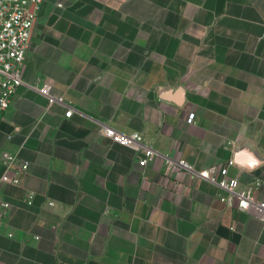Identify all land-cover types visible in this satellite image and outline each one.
Segmentation results:
<instances>
[{
    "label": "crops",
    "instance_id": "1",
    "mask_svg": "<svg viewBox=\"0 0 264 264\" xmlns=\"http://www.w3.org/2000/svg\"><path fill=\"white\" fill-rule=\"evenodd\" d=\"M58 8L69 16L41 21ZM39 78L66 104L28 86ZM24 81L0 129V153L30 162L0 182V264H264V221L176 165L233 159L264 199V0H44ZM103 124L172 163L141 166Z\"/></svg>",
    "mask_w": 264,
    "mask_h": 264
},
{
    "label": "built area",
    "instance_id": "2",
    "mask_svg": "<svg viewBox=\"0 0 264 264\" xmlns=\"http://www.w3.org/2000/svg\"><path fill=\"white\" fill-rule=\"evenodd\" d=\"M43 3L44 0H0V129L3 116L10 108L18 88L25 83L24 66ZM28 86L47 97L50 106L66 104L64 96L55 94L52 83L46 79L39 78L36 83H30ZM73 113L74 109L70 106L66 116L71 117ZM194 119L195 113H191L187 121L192 123ZM100 134L113 143L141 152L139 164L143 167L158 156H163L168 163H172L167 155L150 145L141 133H125L114 126L103 124ZM8 139L12 140L13 135H8ZM0 159L5 167L0 182L19 184L21 176L29 170L30 162L23 159L19 152L8 150L0 153ZM235 164L231 159L219 169L209 167L196 170L184 159L176 162L179 168L195 173L224 190L227 196L222 197L223 201L236 198L240 210L264 221V199L257 195L262 182L257 180L248 188H240L239 179L230 177V167ZM33 197V194L29 195V203H32ZM10 209L11 203L0 196V219L6 217Z\"/></svg>",
    "mask_w": 264,
    "mask_h": 264
},
{
    "label": "rangeland",
    "instance_id": "3",
    "mask_svg": "<svg viewBox=\"0 0 264 264\" xmlns=\"http://www.w3.org/2000/svg\"><path fill=\"white\" fill-rule=\"evenodd\" d=\"M57 3H60V2H57ZM63 15L69 16L66 13H64V11H62V9L60 8H58L57 10L52 9L51 11L47 10L41 21H49L48 18H50V21H63V19H65V18H62Z\"/></svg>",
    "mask_w": 264,
    "mask_h": 264
},
{
    "label": "water",
    "instance_id": "4",
    "mask_svg": "<svg viewBox=\"0 0 264 264\" xmlns=\"http://www.w3.org/2000/svg\"><path fill=\"white\" fill-rule=\"evenodd\" d=\"M245 160L248 161L249 164H251V160H249V159H245ZM251 165H253V164H251Z\"/></svg>",
    "mask_w": 264,
    "mask_h": 264
}]
</instances>
